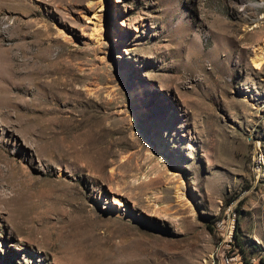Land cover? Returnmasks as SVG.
Instances as JSON below:
<instances>
[{"label":"rangeland","instance_id":"374dc122","mask_svg":"<svg viewBox=\"0 0 264 264\" xmlns=\"http://www.w3.org/2000/svg\"><path fill=\"white\" fill-rule=\"evenodd\" d=\"M89 1L0 0V264H264V0Z\"/></svg>","mask_w":264,"mask_h":264},{"label":"bare ground","instance_id":"6f19581e","mask_svg":"<svg viewBox=\"0 0 264 264\" xmlns=\"http://www.w3.org/2000/svg\"><path fill=\"white\" fill-rule=\"evenodd\" d=\"M101 1L102 0H90L89 3H93L96 5V8L94 10V15L97 16V19L94 20V26L92 28V32L91 34L93 36H96L99 38V28H101L100 24H101V17L100 15L97 13V9L99 7H101ZM93 15V16H94ZM94 16V17H95ZM252 61L254 63V65L257 67V68H261L262 67V64L264 62V42H261L259 45H257L255 47V50H254V54H253V57H252ZM114 170V168H112V171Z\"/></svg>","mask_w":264,"mask_h":264}]
</instances>
